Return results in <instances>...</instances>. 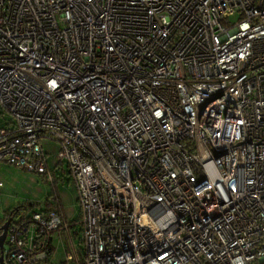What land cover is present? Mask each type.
Segmentation results:
<instances>
[{"label":"built area","instance_id":"2783aa9c","mask_svg":"<svg viewBox=\"0 0 264 264\" xmlns=\"http://www.w3.org/2000/svg\"><path fill=\"white\" fill-rule=\"evenodd\" d=\"M0 105V161L70 169L63 264H264V0H0ZM63 227L13 217L3 263Z\"/></svg>","mask_w":264,"mask_h":264},{"label":"rangeland","instance_id":"374dc122","mask_svg":"<svg viewBox=\"0 0 264 264\" xmlns=\"http://www.w3.org/2000/svg\"><path fill=\"white\" fill-rule=\"evenodd\" d=\"M238 18L239 13L231 16L232 21ZM14 125L15 121L11 113L0 105V130L12 128ZM41 144L48 153V170L53 174V181L48 180L47 174H38L0 161V182L3 184L0 187V218L5 210L21 205H27L21 212L30 214L41 210L47 202L61 203L67 216L65 220L61 218V221L68 224V227L58 229L52 234L53 251L43 264H63L68 253L73 254L76 259H81L83 256L79 218L81 210L69 167L57 163L60 145L49 139L42 140ZM31 203H34V206H31Z\"/></svg>","mask_w":264,"mask_h":264},{"label":"trees","instance_id":"16d2710c","mask_svg":"<svg viewBox=\"0 0 264 264\" xmlns=\"http://www.w3.org/2000/svg\"><path fill=\"white\" fill-rule=\"evenodd\" d=\"M53 200L55 201L56 199H53ZM30 205L34 206V203H31ZM26 207H27V205H21V206H18L17 208L5 210L3 216L0 218V232H1V226L3 225V223L8 218H10V217L13 218V217L19 216L22 213L21 210L26 209ZM39 211H41L43 213H48V212H51V211L56 212L64 220L67 217L65 212H64V209L62 207V204L58 203V201H57V203L47 202L46 204H44L43 208L41 210H39ZM79 218H80V216H79ZM67 227H68V224H67ZM50 250L53 251V248H51Z\"/></svg>","mask_w":264,"mask_h":264},{"label":"water","instance_id":"95a60500","mask_svg":"<svg viewBox=\"0 0 264 264\" xmlns=\"http://www.w3.org/2000/svg\"><path fill=\"white\" fill-rule=\"evenodd\" d=\"M11 219H12L11 217L8 218L3 223V225L1 226V233H0V263L1 264H4L3 263V256H2V249H3V245H4V242H5L7 233H8V228H9V224L11 222Z\"/></svg>","mask_w":264,"mask_h":264}]
</instances>
